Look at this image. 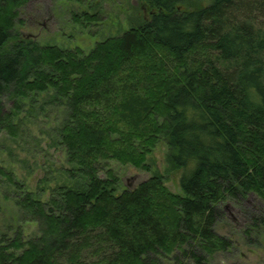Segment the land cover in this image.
Wrapping results in <instances>:
<instances>
[{"label": "trees", "instance_id": "obj_1", "mask_svg": "<svg viewBox=\"0 0 264 264\" xmlns=\"http://www.w3.org/2000/svg\"><path fill=\"white\" fill-rule=\"evenodd\" d=\"M28 1L0 0V135L14 137L25 101L45 94L64 113L56 132L72 184L43 201L7 177L18 220L36 232L0 228V264H158L168 244L179 264H207L229 248L214 232L223 205L264 202V0H143L148 19L88 53L14 39ZM159 142L182 196L160 173L120 190L108 163L149 171ZM153 196L173 208L168 226ZM251 222L264 228V214Z\"/></svg>", "mask_w": 264, "mask_h": 264}, {"label": "rangeland", "instance_id": "obj_2", "mask_svg": "<svg viewBox=\"0 0 264 264\" xmlns=\"http://www.w3.org/2000/svg\"><path fill=\"white\" fill-rule=\"evenodd\" d=\"M201 1L204 5L210 0ZM145 3L143 0H30L18 13L14 39L25 36V40H35L43 47L78 48L88 53L105 37H117L142 17L148 19L151 9ZM252 8L249 5L247 10ZM93 14L98 16L97 21L87 22L84 16ZM260 14H254L257 21L262 18ZM35 101L32 104L26 100L23 104L15 118V122L19 121V130L14 137L5 132L0 135V170L7 173L0 174V228L11 231L20 225L25 239L35 234L36 224L18 220L20 214L13 204L15 189L8 184L7 177L11 175L24 191L32 192L43 201L48 200L52 188L72 184L66 173L70 166L56 132L64 113L50 103L45 104L48 103L45 94L37 96ZM4 103L8 111L12 102L5 100ZM166 152V145L159 142L148 158L149 171L114 161L108 167L120 180V190L134 188L152 174L160 173L166 189L182 196L181 172L166 161ZM151 203L157 218L166 226L171 224L175 217L173 208L163 209L154 196ZM222 211L224 215L216 222L214 232L229 240V248L211 252L207 264H264V228L259 223L252 226L251 222L254 216L264 214V202L249 195L242 204L225 203ZM165 249L169 254L161 257L158 255L161 251L158 256L152 255L153 260L158 264H179L174 259L176 247L168 244ZM180 263L192 264L189 260Z\"/></svg>", "mask_w": 264, "mask_h": 264}, {"label": "water", "instance_id": "obj_3", "mask_svg": "<svg viewBox=\"0 0 264 264\" xmlns=\"http://www.w3.org/2000/svg\"><path fill=\"white\" fill-rule=\"evenodd\" d=\"M22 39H24V40H25V39H26V37H25V36H23V37H22ZM225 208H226V206H225Z\"/></svg>", "mask_w": 264, "mask_h": 264}]
</instances>
